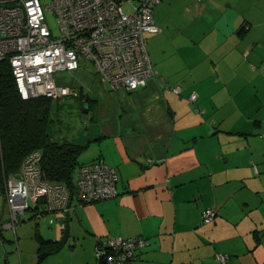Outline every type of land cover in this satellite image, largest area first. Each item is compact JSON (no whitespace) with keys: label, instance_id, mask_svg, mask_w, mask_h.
Returning a JSON list of instances; mask_svg holds the SVG:
<instances>
[{"label":"crops","instance_id":"obj_1","mask_svg":"<svg viewBox=\"0 0 264 264\" xmlns=\"http://www.w3.org/2000/svg\"><path fill=\"white\" fill-rule=\"evenodd\" d=\"M153 19L159 32L145 42L156 76L136 92L109 89L116 119L71 139L90 142L82 163L116 170L117 196H74L68 240L43 259L97 264L98 241L118 237L148 241L136 264H264V0H160ZM65 214L28 219L48 232L25 221L13 230L3 199L0 264H41L38 240L58 243Z\"/></svg>","mask_w":264,"mask_h":264},{"label":"built area","instance_id":"obj_2","mask_svg":"<svg viewBox=\"0 0 264 264\" xmlns=\"http://www.w3.org/2000/svg\"><path fill=\"white\" fill-rule=\"evenodd\" d=\"M200 2L201 0H196ZM160 0H0V62L8 63L22 100L45 97L62 100L76 95L57 85L54 74L74 72L89 65L110 90L134 92L156 76L145 36L157 34L153 9ZM126 6L127 7L126 9ZM45 11L53 12L58 26L54 36L45 23ZM164 83L163 80H161ZM165 91L180 95L178 86ZM196 99L194 92L188 96ZM41 154L25 156L19 172L6 181L4 204L9 227L15 230L27 210L32 217L68 212L71 197L60 183L49 182L40 169ZM116 170L101 158L77 171L75 197L79 204L110 200L117 196ZM215 211L205 209L202 222L213 220ZM148 241L109 237L95 245L101 264H136L137 251ZM221 263L226 256L217 255Z\"/></svg>","mask_w":264,"mask_h":264},{"label":"trees","instance_id":"obj_3","mask_svg":"<svg viewBox=\"0 0 264 264\" xmlns=\"http://www.w3.org/2000/svg\"><path fill=\"white\" fill-rule=\"evenodd\" d=\"M69 88L78 94L82 105L85 95L80 94L75 87ZM140 89L142 88L138 90ZM62 101L63 99L52 100L45 97L22 100L8 63L0 62V191L3 198L7 179L16 176L25 156L33 151L41 154L40 169L44 177L49 182L63 184L71 199L75 196L79 167L91 164L96 159L88 163L79 160L89 141L80 145L65 137L60 140L52 139L50 128L55 121L53 105L54 103L58 105ZM90 101L89 96L88 111L91 108ZM38 242L40 247L48 249L44 251L46 253L59 248L57 242L41 239Z\"/></svg>","mask_w":264,"mask_h":264},{"label":"rangeland","instance_id":"obj_4","mask_svg":"<svg viewBox=\"0 0 264 264\" xmlns=\"http://www.w3.org/2000/svg\"><path fill=\"white\" fill-rule=\"evenodd\" d=\"M129 6H126V9ZM45 23L54 36H58V26L55 21V16L51 11H45ZM54 80L57 85L75 87L79 90L80 94L89 95L90 101V111L87 115H83L81 112V104L78 99V94L71 95L63 99L60 104L54 103L52 111L54 112L53 118L54 123L50 128V134L52 139L60 140L64 137L66 139H76V137L84 136L89 130L93 128H102L108 126L110 121L113 119L109 112V104H114L116 106V101L113 100L112 93L109 88L100 82L99 77L94 73L93 69L86 63H82L80 68L74 72L59 71L54 74ZM15 83V82H14ZM16 86V85H15ZM35 99V98H32ZM29 100V99H27ZM117 109V108H116ZM117 112V111H115ZM117 114V113H116ZM89 156V155H88ZM86 152H84L79 160L80 162H85L88 160ZM3 201V196L0 191V203ZM33 211L27 210L22 220L25 221L24 224L32 222L38 223L40 227L45 231H51L52 227L46 228V224L43 220L28 219L32 216ZM45 227V229H44ZM14 252L11 253L14 254ZM46 252L40 253L36 258L37 260L43 259L41 255ZM41 264H55V260L51 257H46L40 260ZM32 261H30V264ZM26 264V261H25Z\"/></svg>","mask_w":264,"mask_h":264},{"label":"water","instance_id":"obj_5","mask_svg":"<svg viewBox=\"0 0 264 264\" xmlns=\"http://www.w3.org/2000/svg\"><path fill=\"white\" fill-rule=\"evenodd\" d=\"M89 95L87 94L83 100V104L81 106V112L83 115H87L88 114V103H87V99H88ZM69 237V211L66 212L65 214V219H64V228H63V232L61 235L60 240L58 241V244L60 246H63L66 244L67 240ZM46 253H43L41 255V258L45 257Z\"/></svg>","mask_w":264,"mask_h":264}]
</instances>
